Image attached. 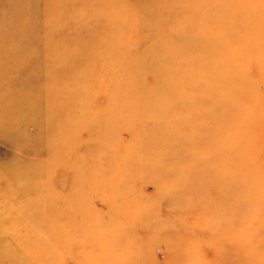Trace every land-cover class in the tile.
<instances>
[{"label":"rangeland","instance_id":"rangeland-1","mask_svg":"<svg viewBox=\"0 0 264 264\" xmlns=\"http://www.w3.org/2000/svg\"><path fill=\"white\" fill-rule=\"evenodd\" d=\"M0 264H264V0H0Z\"/></svg>","mask_w":264,"mask_h":264},{"label":"bare ground","instance_id":"bare-ground-1","mask_svg":"<svg viewBox=\"0 0 264 264\" xmlns=\"http://www.w3.org/2000/svg\"><path fill=\"white\" fill-rule=\"evenodd\" d=\"M235 37H236V36H235ZM229 127H230V128H232V126H231V125H229ZM234 129H236V128H234ZM234 133H236V132H234ZM234 133H233V134H234ZM238 133H239V132H238ZM238 133H237V134H238ZM233 136H234V135H233Z\"/></svg>","mask_w":264,"mask_h":264}]
</instances>
